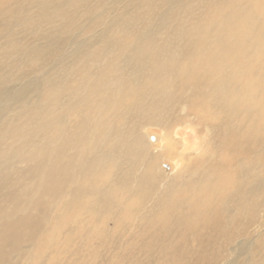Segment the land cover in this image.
<instances>
[{"label": "bare ground", "instance_id": "6f19581e", "mask_svg": "<svg viewBox=\"0 0 264 264\" xmlns=\"http://www.w3.org/2000/svg\"><path fill=\"white\" fill-rule=\"evenodd\" d=\"M117 238L102 263L264 264V0H0V264Z\"/></svg>", "mask_w": 264, "mask_h": 264}, {"label": "rangeland", "instance_id": "374dc122", "mask_svg": "<svg viewBox=\"0 0 264 264\" xmlns=\"http://www.w3.org/2000/svg\"><path fill=\"white\" fill-rule=\"evenodd\" d=\"M165 77L168 80L171 79V77H169V76H165ZM152 98L161 100L159 94L158 95H156V94L152 95ZM171 109L173 112L176 113V116H177V112L181 113L179 106L177 105V103L174 100L171 101ZM160 111H162V110L160 109ZM174 118H176V117H174ZM138 122H139V118L136 117L135 118V124L138 125V129H139L138 132L141 133L142 144L143 145H145V144L149 145V147L151 149L150 152L153 151L154 154H159V152L161 151V149L163 147L164 130L160 126H157V125H151V124H146V125L141 124L140 125ZM170 133H171V137H173L176 141H179L181 144H183L184 151L182 153L184 155L186 154L185 156L193 155V153L197 152L194 150H197V149H200L201 154H202V152H204V148H199V145L195 142L196 138H195L194 130H192L191 128H188L185 125L174 126V124H173ZM197 157L198 156H195L193 158H197ZM184 163H185V161H184ZM157 166H158V168H156L154 170V172H156L154 174V179L157 182V185H159V184L162 185V182L164 180H166L167 177L172 178L177 174L179 167H182V163L176 164V162L174 160H172L171 158L160 156V159L158 160ZM162 171L165 172L164 175L160 174ZM80 212H82V211L80 210L77 213V215H79ZM40 238H41V236H39V239ZM109 246H110L109 247L110 251L104 252L102 254V258L97 259L96 264H106L107 262L106 263H102V262L105 261L106 259H108L109 255H111L112 253H115L117 251L123 250V246L122 247L120 246V241L118 238H117V242L112 243Z\"/></svg>", "mask_w": 264, "mask_h": 264}]
</instances>
